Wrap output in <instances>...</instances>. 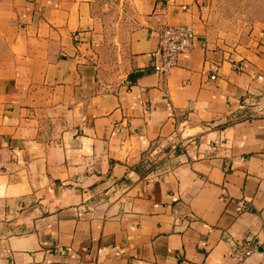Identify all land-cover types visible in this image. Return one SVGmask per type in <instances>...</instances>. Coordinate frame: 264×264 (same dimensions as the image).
<instances>
[{
	"label": "crops",
	"instance_id": "crops-1",
	"mask_svg": "<svg viewBox=\"0 0 264 264\" xmlns=\"http://www.w3.org/2000/svg\"><path fill=\"white\" fill-rule=\"evenodd\" d=\"M95 1L0 0V264H264V31L223 53L207 0H120L116 65Z\"/></svg>",
	"mask_w": 264,
	"mask_h": 264
},
{
	"label": "rangeland",
	"instance_id": "rangeland-1",
	"mask_svg": "<svg viewBox=\"0 0 264 264\" xmlns=\"http://www.w3.org/2000/svg\"><path fill=\"white\" fill-rule=\"evenodd\" d=\"M93 13L98 29L105 34L114 64H122L136 25L134 13L120 0H96ZM204 13L203 35L223 53L243 54L264 31V0H207ZM5 28L2 16L0 31ZM3 45L4 40H0V52Z\"/></svg>",
	"mask_w": 264,
	"mask_h": 264
},
{
	"label": "built area",
	"instance_id": "built-area-1",
	"mask_svg": "<svg viewBox=\"0 0 264 264\" xmlns=\"http://www.w3.org/2000/svg\"><path fill=\"white\" fill-rule=\"evenodd\" d=\"M197 31L193 24H172L162 28L156 53L154 69L167 78L176 66L178 57L182 52H190L194 46ZM212 78H215L213 76ZM174 112H171L173 115ZM253 248L245 251L244 255H251ZM264 253V242H263ZM243 258V256H240Z\"/></svg>",
	"mask_w": 264,
	"mask_h": 264
}]
</instances>
